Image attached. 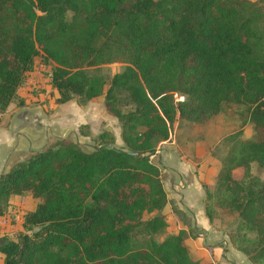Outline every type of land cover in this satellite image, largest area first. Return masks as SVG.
<instances>
[{"label": "trees", "instance_id": "1", "mask_svg": "<svg viewBox=\"0 0 264 264\" xmlns=\"http://www.w3.org/2000/svg\"><path fill=\"white\" fill-rule=\"evenodd\" d=\"M111 43L127 66L105 87L85 70ZM37 60L55 103L103 96L123 148L103 131L90 151L59 138L1 173L0 215L14 219L10 195L37 202L0 238V264H211L190 257L182 230L165 232L149 155L175 117L198 122L230 105H243L253 135L228 137L214 186L248 244L235 249L264 264V183L249 173L264 168V0H0V112Z\"/></svg>", "mask_w": 264, "mask_h": 264}, {"label": "rangeland", "instance_id": "2", "mask_svg": "<svg viewBox=\"0 0 264 264\" xmlns=\"http://www.w3.org/2000/svg\"><path fill=\"white\" fill-rule=\"evenodd\" d=\"M125 66H127V56L125 49L118 45V43L109 44L108 48L101 50V57L98 64L94 67L87 68L85 70L86 75H102L106 79L105 87L108 86L109 78L118 72H121ZM49 65L44 64L41 61H35L32 70L26 74V79L21 87L24 91L16 93V96L12 98V103L18 101L24 93L32 95V97H38L41 94L44 99H54L55 91L48 88L46 83L45 73L48 71ZM32 73V74H31ZM24 98V97H23ZM22 98V99H23ZM182 95H176L175 100H181ZM25 99V98H24ZM31 100L30 98H27ZM103 96L100 95L88 101H82V98L73 96L69 101L70 107L75 105L83 106L82 113L85 112V118L89 117L92 120L93 132L89 127L79 128L76 127V132L73 130L65 134L64 138L69 139L78 144L79 148L84 151H90L97 145L99 139L97 134L100 132H106L113 136V146L123 148V143L120 139V127L117 120L109 115L102 105ZM31 103L37 101H30ZM55 104V102H54ZM55 105H50V109ZM102 106V108H101ZM129 106H123L122 109H127ZM61 112L66 108L59 107L57 110ZM86 109V110H85ZM59 111V112H60ZM69 113V111H68ZM244 113L243 105H230L226 106L222 112L213 114L207 119L198 122L188 121L179 117H175L172 125L171 137L169 141L158 140L155 143L153 153L149 155L150 161L157 166V155L162 148H170L175 150L176 154H184L193 168L194 172L202 170L205 174V179L211 181L212 168L217 165L220 167L222 158L225 156L229 142L228 137L236 131L241 132L243 137H250L253 135L252 125L248 120L243 119L239 115ZM160 168V167H159ZM159 170V169H158ZM201 172V171H200ZM249 173L252 176L258 177L259 181L264 183V168L257 166L255 163H251L249 167ZM232 175L239 177L241 171L234 169ZM205 180V181H206ZM215 185V177L212 183H202L201 187L204 192V205L210 211L212 215L211 223L214 229L220 231L226 237L231 247L235 248L236 244L248 245L244 239L241 238V229L239 230L238 219L233 212H229L228 208L222 202L225 200V193ZM7 202L11 206V210L14 212V219H11L8 215L9 225L5 233H2L0 238L12 237V231H20L21 227L18 221L20 216L18 212H25L33 209L37 199L30 197L27 193L22 195H10L7 197ZM175 202L166 198V202L160 212L167 221L165 232H171L168 228L171 221V216L177 217L181 222L184 220L178 217L176 210L174 209ZM4 204H2V207ZM204 210V208H203ZM8 214V213H5ZM16 214L18 217H16ZM182 222V223H183ZM12 232V235L10 234ZM14 236V235H13ZM251 237V235H248ZM233 240L236 242L232 244Z\"/></svg>", "mask_w": 264, "mask_h": 264}, {"label": "crops", "instance_id": "3", "mask_svg": "<svg viewBox=\"0 0 264 264\" xmlns=\"http://www.w3.org/2000/svg\"><path fill=\"white\" fill-rule=\"evenodd\" d=\"M24 88L20 87L17 92L24 91ZM37 96L24 93L25 99L21 96L17 102L10 101L5 110L0 112V174L25 160L31 153L64 138L67 132H76L79 125H87L91 132L94 130L91 118L86 119L85 112L82 113L83 106L70 107V100L54 104V99H44L41 94ZM30 97L31 100H28ZM50 105H55L56 109H50ZM61 106L66 110H57ZM157 160L166 198L175 202L174 209L178 217L184 220L182 223L172 215L168 228L184 232L183 239L190 257L211 264H251L242 252L231 247L224 234L213 228L203 210L204 192L201 184L212 183L219 166L212 168V180L209 182L202 170L195 173L186 156L176 154L173 149L162 148ZM9 221L8 214L0 215V236L11 226Z\"/></svg>", "mask_w": 264, "mask_h": 264}]
</instances>
